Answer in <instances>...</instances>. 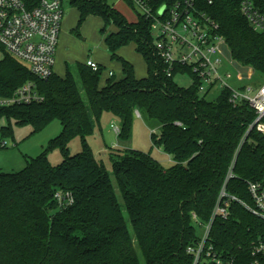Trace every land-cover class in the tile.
Segmentation results:
<instances>
[{"label": "trees", "instance_id": "16d2710c", "mask_svg": "<svg viewBox=\"0 0 264 264\" xmlns=\"http://www.w3.org/2000/svg\"><path fill=\"white\" fill-rule=\"evenodd\" d=\"M41 1L25 3L33 9ZM69 1L79 12L78 33L89 17L102 20L103 33L109 25L118 29L105 43L124 77H111L101 86L105 68L94 72L77 62L67 65L65 77L41 80L0 47V96H11L29 81L42 96L0 109V121L7 123L0 127V141L13 137L12 121L31 126L32 134L54 121L62 126L25 169L0 172V264H142L137 248L145 264H193L188 249L200 241L194 216L209 223L224 190L222 205L229 197L237 201H231L227 219L216 217L207 246L238 257L239 264L252 261L264 222L241 202L251 205L249 183L264 181V134L252 128L255 112L246 104L234 106L227 90L209 101L195 85L179 86L176 74L167 75L144 19L129 22L108 0ZM254 2L264 13V0ZM239 7V0H214L206 10L226 39L227 57L264 77V35L252 30ZM130 44L146 63L145 78H137L133 65L118 55ZM104 113L120 120L118 136L125 142L136 113L155 122L153 145L174 161L165 168L151 153L112 152L123 205L107 167L88 143ZM76 137L83 150L72 156L69 144ZM55 148L63 155L58 166L48 159ZM59 191L72 193L74 203L60 208Z\"/></svg>", "mask_w": 264, "mask_h": 264}, {"label": "built area", "instance_id": "2783aa9c", "mask_svg": "<svg viewBox=\"0 0 264 264\" xmlns=\"http://www.w3.org/2000/svg\"><path fill=\"white\" fill-rule=\"evenodd\" d=\"M125 2L135 10L138 19L149 23L155 47L169 77L175 74L189 77L191 85H195L198 93L204 96L218 89L221 92L229 91V100L234 106L246 104L255 112L252 128L264 134V81L258 87L249 83L239 88L233 86L229 68H235L239 72V79L246 78L247 81L255 72L236 66L227 57L226 39L220 34L219 24L206 10L214 0ZM63 3L62 0H42L38 7L29 9L25 0H0V47L41 80H47L55 74L57 47L65 15ZM239 5L240 13L252 30L264 35V13L256 7L254 0H239ZM85 64L94 72L100 69V64L93 59L87 60ZM177 69H180L179 72ZM109 76L113 77L114 74L110 72ZM41 98L36 83L29 81L11 96H0V109L39 101ZM112 129L119 135L120 127L112 125ZM248 188L252 204L241 203L264 222V181L250 182ZM225 196L224 190L209 223L201 224L194 216L196 227L203 232L200 241L188 249V254L194 257L193 264L240 263L238 257L215 252L213 246H207L214 220L217 216L227 219L231 201H237V198L229 197L222 205ZM55 199L60 208L74 203V196L70 192L59 191ZM250 253L252 261L241 264H264V236L253 243Z\"/></svg>", "mask_w": 264, "mask_h": 264}, {"label": "rangeland", "instance_id": "374dc122", "mask_svg": "<svg viewBox=\"0 0 264 264\" xmlns=\"http://www.w3.org/2000/svg\"><path fill=\"white\" fill-rule=\"evenodd\" d=\"M108 3L124 15L129 22L132 23L138 20L137 13L125 0H108ZM63 9L65 15L57 47L55 73L60 77H65L67 65L73 67L77 62H86L91 58L100 62L105 68L101 86L105 85L110 72L115 74L114 78L116 80L122 79L124 77L122 65L119 61L111 59V54L105 43V37L117 32L118 29L114 25H109L103 33L104 23L99 18L89 17L78 33L76 31L80 18L78 10L70 5L69 0H64ZM118 55L133 65L137 78L147 77L146 63L143 57L136 52L134 44L123 47ZM2 58L3 54L0 52V60ZM229 72L232 74V84L236 88L247 83L258 87L264 81V78L258 73H254L251 79L247 81L246 78L243 80L239 79V72L235 68H229ZM175 82L181 87H189L191 85L189 77L184 75H177ZM220 94L221 90L218 89L205 95V98L209 101H214ZM6 124L5 120L0 121V127ZM112 125L120 127V120L116 119L111 113H104L100 119V124L95 126L94 135L89 137L88 143L93 149L96 158L103 161L107 167L119 202L123 205L120 189L113 175V168L110 162V154L112 152L136 150L151 153L165 168L174 165V161L161 148L153 145L151 135L153 134L152 129L156 126L155 122H149L136 113L131 139L126 142L119 139L118 134L113 131ZM11 128L14 132L13 137L0 141V172L4 173H16L25 169L27 161L39 156L62 131L59 121H54L44 130L34 134H32L33 129L31 126L21 127L15 121H12ZM69 148L72 156L79 154L83 150L81 139L79 137L74 138L70 142ZM48 159L53 166L60 165L63 161L60 149L55 148L48 152ZM123 213L125 216L127 215L124 207ZM129 228L132 231L131 225ZM197 231L199 235H202L203 231L199 227H197ZM137 251L142 264H145L138 248Z\"/></svg>", "mask_w": 264, "mask_h": 264}, {"label": "crops", "instance_id": "0c3cea01", "mask_svg": "<svg viewBox=\"0 0 264 264\" xmlns=\"http://www.w3.org/2000/svg\"><path fill=\"white\" fill-rule=\"evenodd\" d=\"M102 21V20H101ZM91 59V58H90ZM94 61H96L95 59H93ZM97 63H99L100 64V62H98V61H96ZM83 63H85V62H83ZM101 65V64H100ZM102 66V65H101ZM111 73H113V72H111ZM56 74V73H55ZM59 76V75H58ZM113 77H115V74H114V76ZM109 78H111L110 76H108L107 77V79L106 80H108ZM162 149V148H161ZM163 150V149H162ZM170 159H172V156H170Z\"/></svg>", "mask_w": 264, "mask_h": 264}]
</instances>
